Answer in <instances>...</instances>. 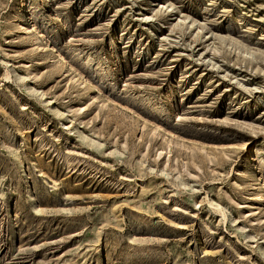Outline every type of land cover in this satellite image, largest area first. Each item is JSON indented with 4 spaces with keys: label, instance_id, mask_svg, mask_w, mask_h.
Returning <instances> with one entry per match:
<instances>
[{
    "label": "rangeland",
    "instance_id": "374dc122",
    "mask_svg": "<svg viewBox=\"0 0 264 264\" xmlns=\"http://www.w3.org/2000/svg\"><path fill=\"white\" fill-rule=\"evenodd\" d=\"M264 0H0V264H264Z\"/></svg>",
    "mask_w": 264,
    "mask_h": 264
},
{
    "label": "bare ground",
    "instance_id": "6f19581e",
    "mask_svg": "<svg viewBox=\"0 0 264 264\" xmlns=\"http://www.w3.org/2000/svg\"><path fill=\"white\" fill-rule=\"evenodd\" d=\"M263 186H264V184H263Z\"/></svg>",
    "mask_w": 264,
    "mask_h": 264
}]
</instances>
